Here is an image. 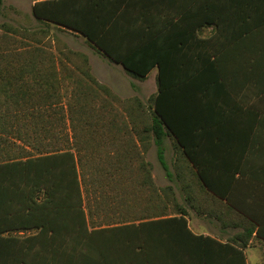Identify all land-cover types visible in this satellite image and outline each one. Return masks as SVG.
I'll return each mask as SVG.
<instances>
[{"label": "trees", "instance_id": "16d2710c", "mask_svg": "<svg viewBox=\"0 0 264 264\" xmlns=\"http://www.w3.org/2000/svg\"><path fill=\"white\" fill-rule=\"evenodd\" d=\"M31 13L45 24L43 31L54 23L82 35L133 78L144 80L156 68L157 90L149 98L140 139L151 136L157 160L173 184L156 186L149 163L141 159V172L108 171L96 209L88 205L86 210L83 189L88 183L81 172L84 160L76 152L87 141L69 143L62 68L57 70L55 63L62 60L34 47L16 65L9 62L4 72L0 69V126L6 134L15 130L30 145L38 141L45 147L48 141L51 148L0 162V264H246L240 249L230 246L231 256L206 246L211 238L191 230L188 209L176 201L175 190L179 186L197 213L222 225L227 218L242 228L236 235L243 241L233 239V244L245 246L254 232L264 236V227L242 215L230 193L219 189L221 179L209 176L214 163L204 156L208 141H224L228 47L258 33V47L256 42L249 54L264 57V0H36ZM59 54L86 63L81 53ZM77 68L96 83L88 67ZM83 100L81 94L75 99L79 109L85 108ZM137 105L142 107L138 100ZM50 138L58 141L55 146ZM166 138L175 153L173 170L165 157ZM148 145L102 144L104 150L112 148L117 163L132 160L134 152L139 158ZM208 205L217 207L211 211ZM96 213L107 223L91 225L89 216Z\"/></svg>", "mask_w": 264, "mask_h": 264}, {"label": "rangeland", "instance_id": "374dc122", "mask_svg": "<svg viewBox=\"0 0 264 264\" xmlns=\"http://www.w3.org/2000/svg\"><path fill=\"white\" fill-rule=\"evenodd\" d=\"M36 0H3L0 7V69L4 72L6 63L17 64V58L25 55L27 51H32L34 47H41L47 52H54L62 61L55 60L57 70L62 68L59 77L64 80L62 87V104L65 107L64 113L67 117V126L69 143L72 141H87L83 143V150L76 152L77 157L84 160L85 179L87 181L85 194V207L92 205L96 209V197L98 193L104 190V185H108L106 177L108 171L119 170L125 173L141 172L139 162L142 159L148 162L151 172L154 175L155 185L165 186L173 184L166 177L164 170L159 164L156 157V147L152 142L151 136L147 139L142 138V120L148 122L150 113L149 98L156 90L155 73L153 69L151 73L144 79L139 80L127 74L120 64H115L95 52L94 48L89 44L85 37L75 32H71L54 23L49 24L48 31H43L45 24L37 21L31 13V6ZM211 29L208 28L204 34H209ZM37 40H39L37 42ZM60 51L67 53L73 51L83 54L87 59L86 63L81 57H72L66 59ZM18 55V56H17ZM89 69L90 75L95 79L92 82L87 76L80 73L79 68ZM80 78L81 81H74ZM81 89V92H77ZM76 98L81 96L85 104L84 109H79L75 102ZM85 93V94H84ZM140 101L142 107L137 105ZM85 110V111H82ZM9 125V124H8ZM10 127V126H8ZM83 132V135L81 133ZM51 145L56 144L50 138ZM112 147L113 141H126L136 143L137 141H149L148 148L143 155L137 158L135 152L130 158L124 159L123 162L117 163L115 156L112 154V148L108 151L102 146L103 142ZM169 138L165 140V157L173 170V161L175 153ZM21 140L16 136L15 130L12 133H4V124L0 126V162L13 157L34 156L39 153V149L49 150L48 141H44L45 147L39 146L38 141ZM100 146L98 147V143ZM97 143V144H96ZM82 144V143H80ZM124 173V174H125ZM107 188V187H105ZM201 199L200 195H198ZM176 201L180 205H185L188 209L189 227L195 229V217L199 218L195 209L189 207L184 201L183 191L176 186ZM116 204V202H114ZM113 203H109L112 207ZM111 216V215H109ZM207 218V216L202 215ZM116 222H122L119 215L113 217ZM206 219H204L205 222ZM101 213L89 216L91 225H99L107 223ZM111 222V221H110ZM212 230V229H211ZM242 228L234 229L237 233ZM34 231H25V235ZM22 233V234H23Z\"/></svg>", "mask_w": 264, "mask_h": 264}, {"label": "crops", "instance_id": "0c3cea01", "mask_svg": "<svg viewBox=\"0 0 264 264\" xmlns=\"http://www.w3.org/2000/svg\"><path fill=\"white\" fill-rule=\"evenodd\" d=\"M258 41L256 33L253 39L241 37L228 47L225 66L229 92L224 141H208V152L204 156L214 163L209 176L221 179L219 189L230 193L242 215L257 227H264V57L256 52L254 59L249 54V48H254L256 42L258 47ZM151 175L154 178L152 172ZM207 207L212 211L217 206ZM198 217L194 220L195 229L191 230L196 235L211 238L206 246L212 252L231 255L234 251L230 246H233L242 251L246 264H264L263 235L254 232L242 247L231 242L233 239L243 241V238L237 239L233 232L237 228L230 225V219L224 218L225 225H222L214 217Z\"/></svg>", "mask_w": 264, "mask_h": 264}]
</instances>
